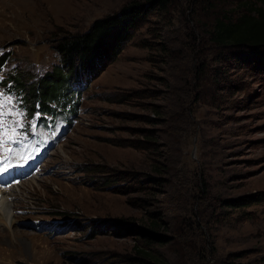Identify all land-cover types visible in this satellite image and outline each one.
<instances>
[{"label": "rangeland", "instance_id": "rangeland-1", "mask_svg": "<svg viewBox=\"0 0 264 264\" xmlns=\"http://www.w3.org/2000/svg\"><path fill=\"white\" fill-rule=\"evenodd\" d=\"M131 1L0 0V162L35 157L0 177V264H138L141 246L162 264H264V49L209 34L240 0L148 10L54 116L3 84ZM150 221L164 241L141 235Z\"/></svg>", "mask_w": 264, "mask_h": 264}, {"label": "trees", "instance_id": "trees-1", "mask_svg": "<svg viewBox=\"0 0 264 264\" xmlns=\"http://www.w3.org/2000/svg\"><path fill=\"white\" fill-rule=\"evenodd\" d=\"M187 1L195 4L198 0ZM170 2L171 0H134L113 14L96 18L84 31L60 34L53 40L60 63L37 75L22 69L16 70L2 78V82L6 85L11 81L9 86L20 92L22 104L28 108L29 114L38 111L40 117L47 118L44 116L47 113L54 116L61 107L74 104L71 101L78 93V88L75 86L72 89L73 85L85 83L87 73L95 71L117 56L138 19L150 9L165 10ZM237 4L240 9L235 14L225 11L214 18L210 38L221 46L264 49V3L240 0ZM5 59V53H1L0 69ZM155 225V221H150L147 225L140 226L139 231L146 240L162 242L165 236L156 233ZM137 253L135 257L138 264L163 263V259L146 246L138 247ZM228 264L250 263L230 261Z\"/></svg>", "mask_w": 264, "mask_h": 264}, {"label": "bare ground", "instance_id": "bare-ground-1", "mask_svg": "<svg viewBox=\"0 0 264 264\" xmlns=\"http://www.w3.org/2000/svg\"><path fill=\"white\" fill-rule=\"evenodd\" d=\"M9 173V169H8V172H7V174ZM2 181H6V178H3L2 180H0V182H2ZM12 188H13V186H12ZM5 188H1V186H0V203L3 205V206H5L6 208H8V210H10L11 209V204L7 201V199L8 198H6L4 195L5 194H8V193H6L7 192V190H4ZM11 188L9 187L8 188V190H10ZM5 193V194H4ZM8 197V196H7ZM2 205H0V206H2ZM4 223L3 224H5V226H6V228H8V227H10V225L13 223V219L12 218H10L9 217V211H7V213H6V215H5V217H4Z\"/></svg>", "mask_w": 264, "mask_h": 264}, {"label": "snow or ice", "instance_id": "snow-or-ice-1", "mask_svg": "<svg viewBox=\"0 0 264 264\" xmlns=\"http://www.w3.org/2000/svg\"><path fill=\"white\" fill-rule=\"evenodd\" d=\"M6 171V169H0V172Z\"/></svg>", "mask_w": 264, "mask_h": 264}]
</instances>
